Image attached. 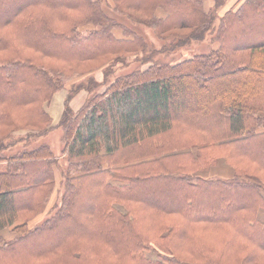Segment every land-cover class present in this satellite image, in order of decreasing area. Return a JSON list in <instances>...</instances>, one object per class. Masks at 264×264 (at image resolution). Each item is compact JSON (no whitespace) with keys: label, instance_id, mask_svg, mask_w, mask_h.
<instances>
[{"label":"trees","instance_id":"16d2710c","mask_svg":"<svg viewBox=\"0 0 264 264\" xmlns=\"http://www.w3.org/2000/svg\"><path fill=\"white\" fill-rule=\"evenodd\" d=\"M112 1L164 42L100 0H0V264H264V0ZM66 86L61 163L35 140Z\"/></svg>","mask_w":264,"mask_h":264},{"label":"rangeland","instance_id":"374dc122","mask_svg":"<svg viewBox=\"0 0 264 264\" xmlns=\"http://www.w3.org/2000/svg\"><path fill=\"white\" fill-rule=\"evenodd\" d=\"M101 1V8L103 11L107 14V16H110L115 19V21L120 24L123 27H129L136 33H140L142 36H144L145 39H147L149 42H153L157 46H160L164 40L158 37L155 32L150 28L144 25L139 19H141V13L139 11L134 12V16H129L126 14V12H120L116 11L115 7L113 5L112 0H100ZM139 18V19H138ZM263 27L262 25L260 26ZM211 36L212 34L207 33L206 36L202 40H193L187 45L179 46L172 50L169 53H161L156 56L157 61H174L182 57L191 56L194 53H204L207 52L210 49L211 46ZM127 65L125 66H117L115 68V72L113 75H109L110 79H113V77L117 74H123L126 72H129L130 70L134 69L135 67L139 66V60L136 56H128L126 59ZM120 65V64H118ZM93 65H85V68H89ZM147 64H143L141 67H146ZM83 68V67H82ZM93 75L95 78L99 81L103 79V69L99 68L97 69ZM76 79H81V76L77 77ZM69 84V83H68ZM68 87H62L58 89L52 96V98L44 104L45 110L50 115L52 121L51 125L52 127L43 135H40L38 138H36L35 143L45 142L50 145L52 151L56 156H58L59 162H63V156L61 154V149L63 146V130L60 126H58V121L60 118V113L63 110L64 101L66 98V95L68 93ZM106 87V84H103L99 87V91L103 90ZM87 95V92L83 89L79 90L70 100V106L73 109H77L82 102L84 101L85 97ZM59 115V117H58ZM17 132V131H16ZM25 130H20L17 133H23ZM21 148V145H17L13 148L14 151ZM229 170L223 166L219 165L215 168H213V173H220V174H226Z\"/></svg>","mask_w":264,"mask_h":264},{"label":"crops","instance_id":"0c3cea01","mask_svg":"<svg viewBox=\"0 0 264 264\" xmlns=\"http://www.w3.org/2000/svg\"><path fill=\"white\" fill-rule=\"evenodd\" d=\"M63 109V108H62ZM61 113H62V111H61ZM61 113L59 114L60 116H61ZM59 115H58V117H59Z\"/></svg>","mask_w":264,"mask_h":264}]
</instances>
